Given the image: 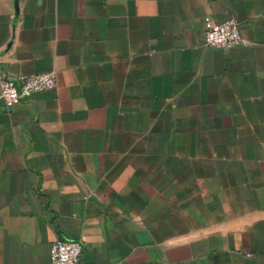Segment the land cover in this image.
<instances>
[{
	"label": "crops",
	"instance_id": "obj_1",
	"mask_svg": "<svg viewBox=\"0 0 264 264\" xmlns=\"http://www.w3.org/2000/svg\"><path fill=\"white\" fill-rule=\"evenodd\" d=\"M49 72L0 100V264H264V0H0V73Z\"/></svg>",
	"mask_w": 264,
	"mask_h": 264
},
{
	"label": "built area",
	"instance_id": "obj_2",
	"mask_svg": "<svg viewBox=\"0 0 264 264\" xmlns=\"http://www.w3.org/2000/svg\"><path fill=\"white\" fill-rule=\"evenodd\" d=\"M204 45L220 50H232L245 45L239 22L235 19L223 23L209 21ZM56 73L24 74L9 78L0 73V100L7 110L29 99L34 94L56 89ZM84 244L81 240H57L50 247V264H81Z\"/></svg>",
	"mask_w": 264,
	"mask_h": 264
}]
</instances>
